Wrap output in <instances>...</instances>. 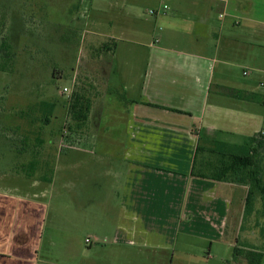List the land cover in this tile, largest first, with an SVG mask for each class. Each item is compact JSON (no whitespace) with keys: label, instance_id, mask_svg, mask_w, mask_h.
Masks as SVG:
<instances>
[{"label":"crops","instance_id":"0c3cea01","mask_svg":"<svg viewBox=\"0 0 264 264\" xmlns=\"http://www.w3.org/2000/svg\"><path fill=\"white\" fill-rule=\"evenodd\" d=\"M144 1L158 13H141ZM86 17L89 27L105 29L115 42L114 52L106 56L113 67L107 80L126 96L116 115L126 125V136L103 135L117 121L102 124V104L96 108L95 129L74 136L65 151L53 149L54 162L58 153L54 165L65 161V174L80 169L78 188L91 189L92 203L105 198L101 203L114 218L109 236L114 244L156 249L167 258L172 251L170 264L257 262V255L246 251L264 254L258 233L264 187L254 186L247 204L251 185L214 177L219 154H196V148H212L216 140L241 146L219 139L217 132L252 131V136L264 129L256 114L264 95L251 82L234 80L230 69L239 65V57L254 55L253 48L248 50L251 38L264 37V0H102ZM150 25L158 34L152 43H143L151 49L145 71L132 76L124 66L128 61L121 64L118 58L119 41L141 43L122 36L133 30L137 38ZM259 150L257 169L264 183V146ZM30 179L26 190L0 186V264L51 263L52 248L42 258L46 186L44 179Z\"/></svg>","mask_w":264,"mask_h":264},{"label":"rangeland","instance_id":"374dc122","mask_svg":"<svg viewBox=\"0 0 264 264\" xmlns=\"http://www.w3.org/2000/svg\"><path fill=\"white\" fill-rule=\"evenodd\" d=\"M100 1L102 0H0V10L6 13V26L11 29L10 35L16 53L14 71L9 73L0 69V96L4 95L3 102H0L3 105H0V126L7 128L8 134H12V130H17L16 125H19L18 132L22 135L24 131L33 129L30 132L31 136L39 137L45 142L42 152L46 161V165H37L29 173L21 168L17 169L16 158L11 149L2 144L4 141L0 136V186L15 188L17 186L19 190H26L28 189L26 183L31 180L30 178L44 179L42 181L46 186L48 218L42 258L47 259L48 250L52 248L49 264H170L172 251L167 258L156 249L112 243L109 236L115 226L114 218L109 216L106 207L101 203L103 198L92 203L91 189L78 188L79 182L82 181L80 169L65 174L62 169L65 161L54 165L58 158H56L58 153L54 151V162V140L61 139V132L67 135L74 134L67 129L73 121L72 115L68 112L73 92L76 95L83 93L91 102L92 114L90 113L88 126L83 133L95 129L94 119L98 116L96 108L99 109L105 104L102 124L104 125L108 119L114 120V117L117 122L110 126V131L104 130L106 133L103 135H109L112 139L119 137L118 135L126 136L124 129L126 125L116 116L125 105L126 96L121 90L113 93L117 87L114 88L115 84L111 81V85L107 80V74L113 72L111 71L113 67L107 63L108 60L105 59L107 55L102 53L103 43L110 38L105 36L107 33L105 29L89 27L87 23V13L95 7V2ZM151 5L144 1L138 7L139 11L146 13ZM70 26L77 29L73 36L67 33ZM131 33H134L133 30L125 31L122 38H134L141 43L126 44V41L121 40L119 41L121 48L117 55L121 64L125 59L128 61L127 65H124L125 69L127 68L126 72L130 71L132 76H142L147 54L151 51L143 43H152L158 32L150 25V30L137 35V38ZM166 34L168 33L162 35L163 40L166 39ZM251 42L253 45L250 47L249 44L248 50L253 48L254 55L239 57L237 60L239 65L230 68L231 76L236 81L251 82L264 95V86L260 84L261 81L264 83V37H253ZM244 58L249 62L243 60ZM250 65L255 68H248ZM245 67L249 74L244 75ZM110 86L114 88L113 91L107 90ZM65 87L67 91L63 92ZM43 103H54V106L42 111L39 105ZM113 109L119 110L115 112ZM256 114L262 118L264 125V105L260 104ZM45 116L49 119L47 123L42 121ZM30 118L31 124L26 126ZM251 133L252 131L246 134L219 131L217 137L228 142H241L242 146L248 148L252 146ZM67 144L74 143L64 138L56 144V148L60 147L61 151H65ZM98 145L96 144L97 147L94 149L97 153ZM49 153L52 155H48ZM109 200L118 202L117 197H109ZM259 218L261 223L258 233L262 239L264 209ZM88 236L92 239L91 243L85 241Z\"/></svg>","mask_w":264,"mask_h":264},{"label":"trees","instance_id":"16d2710c","mask_svg":"<svg viewBox=\"0 0 264 264\" xmlns=\"http://www.w3.org/2000/svg\"><path fill=\"white\" fill-rule=\"evenodd\" d=\"M6 26V13L5 11L0 10V69L1 71H8L9 73H12L15 68V45L12 36L10 35V27L7 28ZM71 26L68 28L67 33H69L70 36L75 35V32H77V29H73ZM6 30L7 33L4 31ZM111 42V43H109ZM103 55H109L114 52L115 48V42L113 38L108 39L106 42L103 43ZM105 58V57H104ZM106 59V58H105ZM113 87H109L108 91H113ZM121 90L119 88L116 89ZM106 92V91H105ZM239 92V91H237ZM233 92L232 94L242 96V94ZM104 93V92H103ZM123 94V93H122ZM248 95V94H246ZM121 96V95H120ZM124 97V95H122ZM125 98V97H124ZM251 98V97H248ZM4 95L0 96V102H3ZM54 104V103H53ZM50 103H43L42 105H39V108L42 109V111H45V109L49 110L54 106ZM3 106L2 104H0ZM0 106V107H1ZM37 106V105H35ZM33 106V107H35ZM31 107V106H30ZM91 102L86 99L83 93H72V99L71 104L69 107V114L72 115V120L70 124L67 126L68 130L71 132H74V134H65L64 132L60 133V138L58 142L54 140L53 149H56V144L60 143V140L62 141L64 138L65 140H68L70 143H73L72 140L75 137H79L83 134V131L85 127L88 126V120L90 117L91 112ZM27 113V112H26ZM46 115V113H44ZM43 114V115H44ZM22 115V114H21ZM28 115V113H27ZM43 117V116H42ZM32 118L28 120L27 125L31 124ZM42 121H45L47 123L49 121L48 116H45ZM18 127L16 125L17 130H12V134L7 133V128H3L0 126V136H2V139L4 142L7 141L6 145L11 149L12 154L14 158H16V167L23 169V171H32L35 166L37 165H46V162L43 161L45 159L43 155V146H44V140L36 137L31 136L30 132H32L33 129L30 128V130L24 131L25 133L20 134L18 132ZM20 128V127H19ZM264 128V127H263ZM7 129V130H6ZM63 131V130H62ZM57 138V137H56ZM251 139V147L246 148L245 146H240L237 148L235 145H228L222 141L216 140L213 143V147L211 148H205V146L197 147L196 151L198 153L205 151L210 153H217L219 154V157L221 160L218 162V171L212 173V175L218 179L223 178V180H229V181H235V182H241V183H247L251 186V191L248 193L247 198V204H250L252 202V198L254 197L253 188L254 186H263L264 183L260 180V171H258L257 167V160L261 159V150L264 146V129L254 133L252 136H250ZM245 147V148H244ZM234 149H240V152L237 154ZM50 155V154H49ZM52 155V154H51ZM263 192V190H262ZM260 193V192H259ZM264 200V195H262ZM238 248H235V252H238ZM246 253H255L257 255V262L254 264H261L263 262L264 254H258V252H248ZM236 254V253H235ZM225 264H234L231 261H225ZM222 263V264H224ZM249 264V263H248Z\"/></svg>","mask_w":264,"mask_h":264},{"label":"built area","instance_id":"2783aa9c","mask_svg":"<svg viewBox=\"0 0 264 264\" xmlns=\"http://www.w3.org/2000/svg\"><path fill=\"white\" fill-rule=\"evenodd\" d=\"M162 7H163L164 10H166V9L169 8V5H168L167 3H164ZM149 12H150L152 15H156V14L158 13V10H157V9H152V8H150V9H149ZM157 40H158V39H156V41H157ZM244 74H245V75H246V74H249V71L246 70V71L244 72ZM260 84L264 86L263 81H261ZM65 91H67V87L63 88V92H65ZM86 241H90V237L86 238ZM261 264H264V258H263V262H261Z\"/></svg>","mask_w":264,"mask_h":264},{"label":"flooded vegetation","instance_id":"af4514ba","mask_svg":"<svg viewBox=\"0 0 264 264\" xmlns=\"http://www.w3.org/2000/svg\"><path fill=\"white\" fill-rule=\"evenodd\" d=\"M71 104V103H70ZM68 109H69V107H68ZM28 116V115H27ZM12 118V117H11ZM10 118V119H11ZM6 143H7V141L6 142H2V144H4V145H6ZM7 146V145H6ZM9 148V147H8ZM14 165V164H13ZM17 168V167H16Z\"/></svg>","mask_w":264,"mask_h":264}]
</instances>
